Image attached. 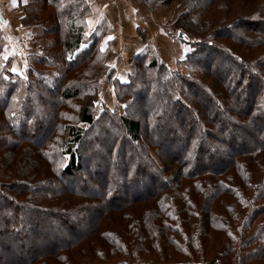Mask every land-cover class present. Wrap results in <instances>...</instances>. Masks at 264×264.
Instances as JSON below:
<instances>
[{"label":"trees","instance_id":"16d2710c","mask_svg":"<svg viewBox=\"0 0 264 264\" xmlns=\"http://www.w3.org/2000/svg\"><path fill=\"white\" fill-rule=\"evenodd\" d=\"M240 1L188 0L178 7L173 35L186 48L193 39L201 41L194 46L202 48L200 53L207 57L200 63L205 65L208 78L202 85L196 80L189 85L187 77L173 76L185 65L187 54L185 60L177 61L175 69L151 57L150 51L136 56L127 71L111 69L107 57L113 44L108 40L101 51L106 30L98 27L88 33L87 0H33L29 10L36 18L29 26L45 27L48 15L53 26L44 31L47 47L28 54V68L22 75L10 70L14 66L10 58L5 61L1 57L5 48L0 32V170L6 169L0 171V243L13 257L11 260L4 254L8 264H189L184 261L202 257L199 251L209 243L210 233L203 237L195 233L199 226L196 214L188 215L192 205L193 211L202 207L203 218L211 219L214 236L224 233L223 248L230 263L234 253L247 257L244 264L264 257V3L255 0L256 10L249 14L242 10L246 3L238 7ZM211 4L222 13L221 19L202 13L204 6ZM49 9L54 12L49 13ZM179 32L185 34V41L178 38ZM55 54L59 60L50 57ZM55 62L62 64L64 71L57 76L54 94L43 74L55 67ZM143 85L147 90L141 101L147 102L152 95L167 105L154 117L155 131L145 126H150L149 118L138 119L127 113L143 93ZM159 86L162 96L153 91ZM106 87L109 93L104 98L102 90ZM35 100L38 109L32 104ZM112 101H127L128 109L121 114L116 111L119 106L109 109L106 102ZM78 102L77 120L87 129L77 127L67 116ZM101 102L108 109L97 117L95 109ZM45 116L51 117L48 130L42 128ZM178 117L189 120V130L181 126L177 131L170 129L168 124ZM249 127L253 129L248 132ZM240 128L245 129L243 137L249 145L243 138L232 139ZM62 131L68 133L63 161H58L54 140ZM165 131L184 137L186 153L174 152L172 161L165 159L164 166H157L148 153L158 152L157 143ZM97 132L100 136L91 138ZM110 132L114 143L107 155L110 161L119 158L125 147V154L129 150L145 158L135 169L131 168L132 160L130 165L125 163L120 170L126 175L122 182L108 177L107 185L113 188L102 186L105 176L91 179V183L84 166L92 167L84 157L95 146L103 145L108 137L103 135ZM198 133L210 138L203 142L196 138ZM9 142L10 148L22 153L9 150L3 156ZM222 150L228 152L227 157L218 154ZM208 154L216 155L217 163L205 168L200 156ZM196 157L199 163L191 165ZM144 176L150 180L147 192L159 186L148 198L145 196L151 200L136 199L133 190L134 182ZM81 183L84 189L78 186ZM90 188L94 195H100H89ZM130 195L131 200H123ZM45 232L50 234L45 237ZM26 236H42L44 243L48 241L46 249L31 245L27 257L21 254ZM13 248L17 251L12 252Z\"/></svg>","mask_w":264,"mask_h":264},{"label":"rangeland","instance_id":"374dc122","mask_svg":"<svg viewBox=\"0 0 264 264\" xmlns=\"http://www.w3.org/2000/svg\"><path fill=\"white\" fill-rule=\"evenodd\" d=\"M186 1H188V0H171L170 3L163 4V6L166 7L167 9H172L173 10V9L177 8V10H178V7H179L180 3H183V2H186ZM222 1L227 2L228 0H222ZM248 1L250 2L248 4H247L246 1L243 3L242 0L239 3L238 2L237 3H238V7L239 6L241 7V6H243L246 3L245 4L246 7L244 9H242V10L245 11V12H248L250 14V13H252V12H254L256 10V7L254 9V6H255L254 3H256V1L255 0H248ZM258 1L260 2V5L264 3V0H258ZM212 5L213 4H211L209 7L208 6H204L202 13H205V15H207L208 17L209 16L210 17L213 16L215 19H217V18L221 19V17H223L222 13L218 12L217 11L218 9L216 10L214 7L211 8ZM163 6L160 7V9L158 11H160L162 8H164ZM179 9L182 10L181 8H179ZM53 12L54 11H51L49 9V13L52 14ZM178 12H179V10H178ZM33 17H35L33 11L26 9L25 10V14H24V18H23L24 20L22 19L21 23L25 24L27 26H28V24H33V22L35 21V19H33ZM47 18H48L49 21H48L47 25L45 27H43V28H41V27L33 28V29L31 28V29H28L29 30L28 31L29 33H28V32H25L26 29L24 30V28L22 26H19V28H17V30H16L17 35H13L12 36L10 34L12 37L11 36L9 37V36L5 35L4 38H3V46L5 48V52L3 53V55L1 57L4 58L5 56H7L8 58H10L12 60V62H13V65L22 73L26 70V68H28V65H27L28 61L26 60L27 55L30 52L34 51L35 48H37L39 51H42L43 48L47 47L43 43L44 42L43 40L45 38V32L44 31L50 29L53 26V18H52V16L48 15ZM261 29L263 30L264 28H261ZM50 37H56V36H50ZM12 40L15 41V44L11 45L9 43ZM194 43H198L199 44V43H201V41H199L198 39L197 40H195V39L191 40V46L188 45V47L186 48V53L185 54H187L188 57H187V60L184 63L185 65H182L183 67L178 69L179 72L176 75H173V76L174 77H180V76L187 77L189 79V81H188L189 85L192 84L193 81H195V80H196L195 82H197L198 84L202 85V83L205 82V79H206L205 77H207V76L205 75V69H204L205 65L204 66L200 65V63L204 62L207 57H206V55H203V54L200 53V52L203 51L202 48H199L198 46H194ZM50 50L52 52H54V49H50ZM28 51H29V53H28ZM56 51H57V49H56ZM150 52H152L150 54V56L152 57L155 51L150 50ZM13 53H15V54L13 55ZM49 53H51V52L47 53V57L49 56ZM181 56L183 58H185L184 53ZM50 57H52V59H58L59 60V57H58L57 54H55V56H50ZM180 60L183 61L185 59L181 58ZM186 62H188L189 64L186 63ZM179 63H183V62H179ZM14 66H12V67H14ZM59 66L61 68H59ZM201 66H203V67H201ZM47 70L48 69H46V71H44L45 73L43 72L44 73L43 75L46 78H48L46 83L49 86V88L53 90V92L55 94L57 92L56 91L57 89L55 88V85H56L55 81L57 79V76L63 75L64 68L62 67V64H60L58 62H55V67H53L49 71H47ZM180 70H182V71H180ZM207 85H206V87H208V88L211 87V83H208ZM146 90H147L146 86L143 85V93L140 94L138 98H135V104H134V106L131 109H128V102L127 101L121 102V103H118V104L116 102H113V101L112 102H106V103L109 105V109H112V107L115 106V105L119 106V107H117L116 111H119L120 114L123 113L126 109H128L127 113L131 114L134 118L135 117H138V119H140V118L143 119V118H146V117L149 118L148 122L149 123L151 122V124H150V126L149 125L147 126V123H146L145 126L147 127V129H151V130L155 131V129H157V128H155L156 127V123L154 121V117L161 110H164L167 105L163 106V103H165V100H163V102H162V99L160 97H156L155 98L156 100H155L154 96H152V95H149V97L147 99V102H145L146 101L145 99H144V101H141L140 98L143 95L146 96ZM153 91L157 92V94H161L162 93L160 86L156 87L155 89H153ZM102 92L103 93L105 92L104 98H106V96L109 93V89L107 87L103 88ZM196 94L198 95V93H196ZM160 96H162V94ZM61 101L62 100L59 98V102H61ZM56 103H58V101ZM32 104L37 109L40 107L39 103L36 100ZM78 104H80V102L74 103L72 105V106H74L75 109L72 108V112H68L67 116L69 117L70 122L73 123V124H76L77 127H80L81 129H87L86 125L80 123L77 120V117H78L77 116ZM168 105H169V103H168ZM242 105L244 107H246V102L243 101ZM107 109L105 108L104 103L101 102V104H99L98 108L95 109V116H97V117L103 116V114L105 113V111H107ZM146 114H148V115L146 116ZM65 117H66V115H65ZM262 118L264 120V117H262ZM50 119H51V117L45 116V118L43 120V127H42L43 129L48 130V128H50V126H51ZM22 120L25 121V118L22 117ZM190 125H191V123L189 122L188 119H183V121H182V120H180L179 117L177 118V120L175 119L173 121V123H169L168 124L170 129L173 130V131L178 129V128H181V127H185V128L188 127V129L187 128L186 129L189 130L190 129V127H189ZM14 127H15L16 130L18 129V125H15ZM240 129H241L240 131H235V135L232 136V139L235 141L237 139L240 140L241 138H243L245 140V142L248 144V142H250V141H248V139L243 137V136H245V133H246L245 129L244 128H240ZM252 129H253L252 127H249V128H247V131L248 132L252 131ZM173 131H170V132L165 131V134L162 135L159 138V141L160 140L161 141H160V143H157V145H158L157 151L158 152L155 151V153L154 152L148 153V154H150L148 156L152 157V159H153V161H155L156 165H157V163H159V164L164 166L165 159H167L169 161H172V159H173L172 153L177 152V151H180V154L185 156L186 149L184 148V144H185L184 141H183L184 137L183 136H179V138L175 137V135L172 134ZM67 133H68L67 131L66 132L62 131L61 134H60L61 136L59 137L57 135L58 136L57 140H54V141H56L55 142L56 148L54 150L55 159H57V160L59 159L58 161H63V155H61V154H63V151H64L63 147H64L65 141L67 139L66 138L67 137ZM98 136H100L99 132H97L96 134H93V136L91 138L94 139V137L96 138ZM103 136H108V137H106L107 141H105L103 143V145L100 144V146H95L94 150L90 151L89 153H87L86 156L84 157V159H86V161L88 163H90L92 165V167H88L86 164H84V166H85V169H87V172L89 171L88 172V177H89L90 181H91V179H94V181L102 180V176H105L106 184H103V182L101 181L102 186H105L107 188H109V186H110L111 188H113L112 184H109V186L107 185L108 184L107 179L111 178L114 181H118V182L121 181L122 182L126 178V175H124V173H122L120 170L125 168L126 164L130 165V161L131 160H132L131 168L135 169L134 167H136L138 165L141 166L143 164V160H145V158L141 157L139 152H137L136 156L134 154H132L129 150H128L127 154H125L126 149H127L125 147L124 151L122 152V155L119 158H116L114 161H110L107 158V155H108V152L111 151V149H109V147H111L114 144L112 142L113 133L104 134ZM195 136H196V138H200V140H202L203 142L204 141L207 142V139L210 138L206 134L203 135V134H199V133L196 134ZM165 140H169V144ZM226 140H227L228 144H230L229 143V139L226 138ZM41 141H43V140L42 139L39 140V142H41ZM63 141H64V143H63ZM117 141H119V139ZM155 142H158L157 137H156ZM166 144H168V145H166ZM10 145H12L11 142H9L6 145V147L8 149H4V151L2 152L3 156H4V153H6V152L8 153L9 150H14L15 152H21L22 153V150L21 151L20 150L17 151L15 149H12V147L10 148L9 147ZM168 148L170 150H168ZM162 151L164 152L163 155H161ZM23 154H24V152H23ZM218 154L221 155V156L223 154V156H225V157L228 156L227 155L228 152H224L223 150L220 151ZM154 156H155V159H154ZM215 156L216 155H210V154H208V156H205V157L204 156H200V158L202 159V162L204 161V163H202V164L205 166V168L210 166V164L217 163V161H216L217 158H215ZM106 158L108 159V161H107ZM147 159H148V157L146 156V160ZM66 160H67V157H66ZM93 160L96 161V162H94V164H92ZM197 160H198L197 157L195 159H193V162L191 163V165H195L196 166L197 163H199V162H197ZM149 166H152V163L149 164ZM29 167H30V164H28V168ZM154 167H155V165H154ZM159 169H161V167H159ZM5 170H3V171H5ZM162 170H164V168ZM0 171L3 172L2 170H0ZM164 172H166V174L169 173L172 176V178H175V175L170 173L168 170H166ZM86 177L87 176L85 175L84 179H86ZM133 178H135V177H133ZM145 179L146 178L144 176V177H141L138 182L137 181L134 182L135 184L133 185V190L136 191L135 195L137 197L136 196L135 197L138 200L139 199L140 200H151V199H145L146 198L145 196H147V198H148L150 193L159 190V186L158 187L155 186V187H152L151 191L147 192L146 188H147L150 180L146 179V181H145ZM88 182H86V183L88 184ZM91 183H93V182L91 181ZM158 183H160V182H154V184H158ZM78 186L81 187L82 189H84V186L82 185V183H81V185H78ZM81 188H79V190H81ZM74 189H77V188H74ZM94 191L95 190L93 188H90V190L88 191L89 195L90 194L94 195ZM139 192H141V193H139ZM100 193L101 192H95V195H100ZM122 195H123V192L121 193V196ZM131 199H132V196L130 195V196L124 197L123 200L129 201ZM185 200H186V198H185V195H184V196H182V201L184 202ZM120 203H122V201ZM150 203H151V201L150 202L149 201L146 202V204H150ZM198 204H200V203L198 202ZM162 205H163V207H165L164 206V202L162 203ZM195 205H196V203H195ZM193 206L194 205H192V207ZM192 207H189V211H188L189 214L188 215H194V213L196 214L195 217L198 220L197 221V225H199V226H198L197 230H195V233H197V236L203 237V236L207 235V231L210 232L208 234V236H207V238L209 239V243L207 245H204V244L202 245V249L199 251L200 254H202V257H199V259L193 260V261L185 260L184 262L189 263V264H244V260L247 257L245 255H244V257H242L238 253L237 254L234 253V259L232 257L233 260H231L233 262L232 263L229 262L230 259L226 258L227 249L223 248L224 244L226 243L225 242L226 239L223 238L224 237V233L219 232V233H217L218 237H216L217 234H215V236H214V234L210 231L211 224L213 225V222L211 221V219H210V221L209 220L207 221L205 218H203V216H202L203 215L202 207L201 208L200 207H196L195 211L192 210ZM6 214H7V212H6ZM176 219H175V221H176ZM191 219H193V218H191ZM167 221H168V223H171V221L169 219H167ZM204 222L207 223L206 227L204 225ZM203 225H204V227H203ZM55 227H57V226H55ZM180 228L182 229V227H180ZM28 233L30 234L31 232L30 231L26 232V234H28ZM45 233H47V234L44 235L45 237L50 234L49 232H45ZM21 236L23 237L25 235H21ZM36 236H31L30 239L28 238L29 236H26L27 239L24 238L23 243H21L22 246H23L22 247L23 249L20 251L21 254H24L26 256L27 253H29L31 245L32 246H34V245L38 246L39 245L38 246L39 248L46 249L45 246H47L46 244H47L48 241H46V243H44L42 236H40V237H36ZM39 239H40V242L37 243ZM52 241H54V240H52ZM202 242H203V240H202ZM60 243L61 242L59 241V244ZM83 245H85V244L83 243ZM237 247H238V245H237ZM85 250L88 253V248H85ZM16 251H17V248H16V250H15V248L12 249V252H16ZM5 253L9 254L8 252H4L3 251V244L0 243V257L3 256V258H1V260H0V264H8V260L5 258L6 255H4ZM9 256H10V259L12 260L13 257L11 256V254H9ZM237 257H239V260L237 259ZM186 259H188V257ZM4 260H6V262ZM69 262H70V260H69ZM81 262L84 263V261L82 259H81ZM158 264H161V263L158 262ZM249 264H264V257L261 258V259H258L257 263H251L250 262Z\"/></svg>","mask_w":264,"mask_h":264},{"label":"crops","instance_id":"0c3cea01","mask_svg":"<svg viewBox=\"0 0 264 264\" xmlns=\"http://www.w3.org/2000/svg\"><path fill=\"white\" fill-rule=\"evenodd\" d=\"M32 2L33 0H0V32L3 38L5 35H17L19 26L26 29L25 32L31 29L30 24H22L21 20ZM87 2L90 4L88 21H91L88 33L101 27L106 30L104 42L108 36L113 37L110 40L113 44L112 53L107 57L111 69L119 73L127 71L132 68L136 56L150 50L155 51L153 56L165 61L172 69L176 68L178 60L183 59L181 55L186 53L185 44L178 42L173 35V30H176L173 23L178 16L175 9L163 6L160 11L152 12L138 0ZM9 44H15V41L12 40Z\"/></svg>","mask_w":264,"mask_h":264},{"label":"built area","instance_id":"2783aa9c","mask_svg":"<svg viewBox=\"0 0 264 264\" xmlns=\"http://www.w3.org/2000/svg\"><path fill=\"white\" fill-rule=\"evenodd\" d=\"M138 1H140L144 5V7L149 9L150 11L157 12L160 9V7L163 6L161 4L164 0H161V1L160 0H138ZM165 1L168 4L170 3L171 0H165Z\"/></svg>","mask_w":264,"mask_h":264},{"label":"snow or ice","instance_id":"6c2138e0","mask_svg":"<svg viewBox=\"0 0 264 264\" xmlns=\"http://www.w3.org/2000/svg\"><path fill=\"white\" fill-rule=\"evenodd\" d=\"M25 2H26V0H25ZM87 23H88V24H91V21H88ZM93 31H94V30H93ZM112 39H113L112 36H108V37H107V39H106L104 45H102V47H101V51H104L105 47L107 46V41H108V40H112ZM14 54H15V53H13V55H14ZM7 59H8V57L5 56V57H4V60L7 61ZM69 59H71V57H69ZM113 67H114V66H113ZM10 70H11L13 73H16V74H18V75H22V72H20L15 66L12 67ZM5 78H7V77H5ZM25 78H26V77H25Z\"/></svg>","mask_w":264,"mask_h":264},{"label":"water","instance_id":"95a60500","mask_svg":"<svg viewBox=\"0 0 264 264\" xmlns=\"http://www.w3.org/2000/svg\"><path fill=\"white\" fill-rule=\"evenodd\" d=\"M178 38L182 41H185L186 40V37H185V34L183 32H179L178 33Z\"/></svg>","mask_w":264,"mask_h":264},{"label":"bare ground","instance_id":"6f19581e","mask_svg":"<svg viewBox=\"0 0 264 264\" xmlns=\"http://www.w3.org/2000/svg\"><path fill=\"white\" fill-rule=\"evenodd\" d=\"M160 1H161V0H160ZM163 4H167L165 0L162 2V4H161V5H163Z\"/></svg>","mask_w":264,"mask_h":264}]
</instances>
